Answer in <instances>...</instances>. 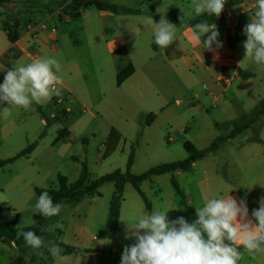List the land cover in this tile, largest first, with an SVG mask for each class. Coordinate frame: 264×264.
Listing matches in <instances>:
<instances>
[{"label": "rangeland", "instance_id": "374dc122", "mask_svg": "<svg viewBox=\"0 0 264 264\" xmlns=\"http://www.w3.org/2000/svg\"><path fill=\"white\" fill-rule=\"evenodd\" d=\"M70 1L38 0L31 4L26 0H13V6L0 7L2 22L17 21L22 33L30 22L44 21L56 30L59 51L54 55L49 51L44 57L57 59L62 65L57 75L74 92V95H60L61 104L55 105L50 100L44 106L34 103V110L12 109L11 117L16 115L18 126L14 138L17 137L23 146H29L27 133L33 131L37 136L36 141L31 143L37 147L32 159L49 149L51 151L52 166L44 189L57 190L59 175L67 178L70 184L75 183L84 163L88 166L91 180L116 170L126 172L132 150L135 157L130 172L133 175H141L160 164L185 160V142H191L199 150L208 148L217 138L248 124L260 101L264 100V65L255 64L252 58H245L243 48L247 39L243 31L247 25L246 19L254 17V14L244 16L238 8L232 9V24L236 27L232 42L239 55L241 71L236 75L232 72L228 77L231 79L229 84L208 81L204 70L199 69L203 60L190 59L195 58L194 51H190L186 68L181 63H169L164 72L149 73V79L158 82L159 86L152 82V91L140 98L132 94L129 82L124 80L119 84L117 76L109 69L108 62L117 54L110 51L106 43L114 38L115 24H106L107 39H100L97 26L101 19L99 10L96 7L89 8L87 12L83 9L80 12L85 11V16L75 18L73 12L66 8L67 5L60 7L62 3ZM139 3L148 12L152 7H167L166 19L172 24L177 21L174 24L178 29L175 34L183 25L194 24L200 17L196 16L191 0H139ZM51 13L53 15L47 19ZM86 25H92V28L86 34H81ZM227 25L225 21L219 23L222 29H226ZM145 33L142 31L143 37ZM124 37L129 45L132 38L135 39L129 32H125ZM176 66L179 72L174 70ZM161 100L166 101L162 104ZM68 107L71 108L69 112L65 111ZM151 114L155 118L149 124L148 116ZM65 129L69 135L63 134ZM4 143L6 147L10 146V140ZM14 154L17 156L18 153ZM30 163L23 157L6 165L5 170L20 171ZM176 179L186 193V205L182 207L177 204L169 178L162 177L155 183L147 180L142 185V191L153 210H169V221L184 217L192 223L198 219L195 207L203 206L209 199L226 198L228 194L238 201L246 199L251 213L253 209H258L259 200L264 197V115ZM114 191L113 183H106L99 189L100 195L95 196L98 199L93 209L101 214L95 215L91 221L97 222L94 227L97 238H105L109 246L114 241L115 232L107 228L106 221L103 225L100 219L109 213ZM133 197L141 201L134 187L127 185L125 198L130 206L128 210L132 207L130 203ZM37 199L35 194L30 205L22 208L19 231L31 226L29 220L33 219V215L29 209ZM177 199L181 201V198ZM140 203L141 209L148 214ZM78 205L63 204L62 210L67 214ZM178 205L184 212L183 216L178 217L173 213L171 207ZM6 213L5 218L16 214L13 208ZM76 216H81V213H76ZM108 218L109 214L107 221ZM56 219H48L47 226L53 225ZM40 236L44 240L43 247L36 250L25 246L26 254L23 253L21 257L26 264H50L48 248L52 243L59 245V232L44 231ZM109 250L112 249L109 247ZM120 261L117 259V263L120 264Z\"/></svg>", "mask_w": 264, "mask_h": 264}, {"label": "crops", "instance_id": "0c3cea01", "mask_svg": "<svg viewBox=\"0 0 264 264\" xmlns=\"http://www.w3.org/2000/svg\"><path fill=\"white\" fill-rule=\"evenodd\" d=\"M37 1L38 0H26V2H29L31 4ZM72 1L73 0H71L70 2L62 3L60 7L69 5ZM94 1L107 5L121 6L127 10L124 14H115L110 11H103L98 9L101 17L100 22L97 23L98 35L100 39H107L108 35L106 34L107 31L105 25L108 23L115 24L113 31L114 38L112 37L106 43L110 51L114 52V54H117V57L113 58L111 62H108L109 69L111 71L113 70V73L117 76L118 80L119 73L124 68L131 65L134 69V72L132 75L126 78L125 82H129L128 84L132 90V94L138 95L140 98L145 97L146 94H149L152 91L151 85H153L152 82L155 81L149 79V73L152 74L153 71H159L160 73L164 72L167 68V64L169 63H181L186 68V61L188 60L187 56L190 51H194L195 57L190 59H194L196 61L200 59L203 60L200 66L201 68L199 69L204 70V74H206L205 76H207L206 78L208 81H219L223 85L229 84L231 82V79L228 77L232 74V72L233 75H236L241 71L239 55L237 53V49L235 48L232 42L236 34V27L232 24L234 22V14L232 12V9L235 7L238 8L239 12L244 16L255 14L257 10V8L251 10H243L241 7L242 4L252 3L253 0H228L230 3L229 10L232 18L230 21H227L225 19L220 21L227 22V28L222 29L219 26L220 22L215 24L219 32L218 40L222 42V47L217 49L215 52H210L206 49H203L202 44L200 46L194 45L188 39L189 29H191L193 25L191 24L189 26L183 25L182 29L179 30V33L175 34L177 40L173 41V43L170 44L166 49H164V52L162 53L160 47L154 42L155 38L153 35L152 26L144 27L142 25V22L147 17H152L155 23H159L161 15L156 11L157 7H152L151 11L148 12L142 8L141 4L139 3V0ZM13 4L14 2L12 0V2L6 5H0V7H11L13 6ZM89 8L85 9L86 12ZM84 12H80L79 18L85 16ZM52 15V13L49 14L47 16V19H50ZM250 22L251 18L248 17L246 19V24ZM6 23H9L11 25H17L19 27L20 38L15 43L10 42L8 39L7 31L2 28V25L5 23L2 22V20L0 19V66H4L6 69L24 66L30 63L36 57H44L45 53L49 51L53 55L59 51V46L57 44V32L52 33L50 30L43 31L38 35V38H36L33 34L29 32L28 24L26 26L25 32L22 33L21 26L17 21ZM173 24H177V21H174ZM137 27H139L141 30L138 33H136ZM91 28L92 25H86L81 31V34H86ZM118 28L120 36L117 37L115 36V32ZM176 30L178 31V29ZM142 31H146L145 37L142 36ZM125 32H129L132 37L133 35L135 37V39L132 38L133 41L130 43V45L124 37ZM208 35L209 34H205L204 37H207ZM54 38L57 39L56 44L53 43ZM213 47L215 48V45ZM204 62L207 64L204 65ZM189 63L190 62L188 61L187 66L189 65ZM224 69L227 70L224 72ZM174 70L179 72L178 66H176ZM139 73H141V75ZM5 74V71H0V84L3 83ZM155 84L159 86L158 82H155ZM60 87L61 95H74L73 90L67 84L63 83V85ZM129 95L131 96V94ZM157 96H160L158 92ZM54 97L56 96L54 95L51 100L53 104L56 105L57 103H55ZM164 99L167 100L168 98L164 97ZM214 99L216 98L214 97ZM166 100H161V103L163 104ZM34 103L35 102H33V104ZM46 103L48 102L38 105L44 106ZM3 107L10 108L11 106L8 105L7 102H0V109H2ZM19 109L20 111L24 110L23 108ZM65 111L69 112L71 111V108L68 107ZM16 120V115L12 117L9 116L8 118H4L2 115H0V158L2 160L14 158L16 157V154L14 153L19 154L28 147L23 146V144H21L20 140L17 137L14 138V135L18 130ZM153 122L154 120L148 123L152 124ZM26 127L27 126H25L24 128ZM63 134L69 135L68 130L65 129ZM36 137L37 136L33 131L30 134L27 133V144L29 143L30 146L32 141H36ZM8 140H10V146L6 147L4 141L7 142ZM49 150L38 158L32 159V156L36 155V147L32 154H30L29 156H24L29 161H31V163L26 168L21 169L20 171L8 170L7 172L5 170V167L0 170V208L2 209V213L0 215V222L6 223L14 221L17 217H19L22 208H25L26 206L30 205V203L33 201V196L36 194V189L45 188L44 182L49 176L50 168L52 166V156L50 153L51 151ZM180 174H182V171H176L170 174L154 176L150 180L155 183L162 177H166L170 179L172 184V180L175 179L180 188L182 189L181 185L176 179L178 176H180ZM143 183L141 184V190ZM126 191L127 186L125 188V193ZM137 194L141 200L140 202H142V206H144V208L146 209L144 200L138 192ZM178 197L179 196L175 192L177 204H180L181 207L183 205L185 206L186 204H182L180 199L178 201ZM97 199L98 198L96 197H92L91 199H84V201L79 203L77 207H75L73 210L68 211L67 214H65V212L61 210V212L57 216H54L57 217V219L56 222L53 223V225L58 223L62 226L55 229L59 232L60 235L58 240L59 246L63 249V251L65 250V247H74L79 250H82V252L71 254H63L62 252V255L68 257V259L65 261L54 259L51 256L50 264H119L117 263V259L119 262V260L122 258L124 247L128 246L127 242L129 246L136 243L134 238H126V236H130V232L125 222H127L129 224V227L131 228L141 216L145 215L144 211L141 209V203L137 201L135 197H133V201L132 203H130L132 207L128 210L130 206L128 205L127 199L125 198L124 194V202L121 206L120 218L116 228L112 230L115 232V236L113 237L114 241H112V245L109 246L107 245L105 238H103V240H99L97 238L94 231V227L97 226V222L96 224L94 222H91L92 218L95 215L98 216L99 214H101V212H98L97 210L93 209V204L96 202ZM180 206L178 205V207H171L173 213L178 217L183 216L184 213L181 210ZM12 208L14 209L16 214L13 217L8 216V218H5L7 217L6 212L8 210H11ZM152 211L153 206L151 212ZM31 213L34 216L33 212ZM76 213H81V216H76ZM108 214L109 213L107 212L106 216H102L100 219V222H102L103 225L105 221L107 222ZM148 214L150 213L148 212ZM249 218H251L250 210ZM25 246H23V252L20 250L19 246L14 240H11L9 238L0 239V264H26V262L21 257L23 253L26 254L24 249ZM109 247L112 250H109ZM239 250L243 253V255L238 264H264V253H256L254 255H249L247 252L244 251L242 247H240Z\"/></svg>", "mask_w": 264, "mask_h": 264}, {"label": "clouds", "instance_id": "9594fccd", "mask_svg": "<svg viewBox=\"0 0 264 264\" xmlns=\"http://www.w3.org/2000/svg\"><path fill=\"white\" fill-rule=\"evenodd\" d=\"M225 3L226 0H192L196 16L207 13L219 17ZM256 6L254 17L243 29L247 37L243 48L245 58H252L255 64L264 65V0H256ZM156 11L161 15L159 23L147 17L142 25L152 26L154 42L163 53L177 40V27L166 19L167 7L163 5ZM139 31L137 27L136 33ZM205 34L209 35L202 39ZM115 36H120L119 28ZM218 36L214 23L201 21L189 29L188 39L196 46L202 44L203 49L215 52L222 47ZM61 70L62 65L52 57H36L27 65L11 69L0 66V71L6 72L0 84V102H7L11 106L0 109V115L8 118L14 107L34 110L33 102L43 104L54 95L60 96L58 86L63 85V79L57 73ZM62 207L61 203H54L52 196L44 191L29 210L50 218L57 216ZM195 209L198 219L192 223L184 217L169 221V210L156 209L141 216L131 228L125 222L130 232L126 238H134L136 243L124 247L121 264H238L243 255L240 247L249 255L264 253V197L259 200V208L252 210L251 218L246 199L238 201L229 194L226 198L209 199ZM29 223L35 225L37 222L30 219ZM59 227L62 226L57 223L41 231L54 232ZM21 236L33 249L44 246L43 238L33 231H18L16 238ZM48 251L54 259H68L62 255L63 249L59 245L52 243Z\"/></svg>", "mask_w": 264, "mask_h": 264}, {"label": "trees", "instance_id": "16d2710c", "mask_svg": "<svg viewBox=\"0 0 264 264\" xmlns=\"http://www.w3.org/2000/svg\"><path fill=\"white\" fill-rule=\"evenodd\" d=\"M10 2H12V0H0V5H6ZM92 6H95L99 10L110 11L115 14H124L127 11L125 8L121 6L107 5L94 0H73L69 5H67V8L73 12V17L79 18L81 10L87 9ZM222 20H223L222 14H220L219 17H216L215 15L209 16L207 13H205L199 17V19L193 24V26L201 21H207L210 24L212 23L216 24ZM2 28L5 31H7L8 39L10 42L15 43L19 40L20 31L17 25H11L7 23V24H3ZM206 38L207 37H202V39H206ZM226 70L227 69H224V72ZM133 72L134 69L131 65L124 68L118 75V83L119 84L122 83L124 80H126V78L132 75ZM263 115H264V100H261L259 105L254 111L253 118L250 120L248 124L241 127H237L227 136H222L217 138L208 148L204 150H199L191 142L188 141L185 142L184 148L187 153V158L185 160L160 164L156 167L151 168L150 170H148L147 172L141 175H133L130 172L131 168L134 165V157H135L134 150H132L128 157L126 172H122L121 170H116L96 180H91L88 166L86 163H84L79 178L75 183L70 184L67 178H65L62 175H59L58 176L59 188L57 190L36 189V194L39 197V195L42 192L47 191L52 196L54 203H61L62 205L63 204L71 205V204H78L87 197L99 196L100 195L99 189L104 184L113 183L115 187V191L110 205L107 228L115 229L120 218L121 206L122 203L124 202L125 188L128 184H131L134 187V189L140 194V196L145 202L147 211L151 213L152 205L141 190V184L143 182L150 180L154 176L170 174L176 171L185 172L191 170V168L194 166L196 162L202 160L211 152L218 150L223 143L234 139L237 134L248 128L250 124L254 123L256 119H258ZM153 120H154V115L152 114L149 115L148 122L150 123ZM0 144H1V140H0ZM35 147L36 144L30 145L25 150L20 152L16 157L11 159L2 160L0 158V170L3 169L6 165L16 161L21 157L29 156L30 154H32ZM172 185L174 187L176 194L181 198V203L186 204L185 193L180 188V186L178 185L175 179L172 180ZM1 213H2V209L0 208V215ZM50 218H45L42 215L34 214L33 220H35L37 223L35 225H31L30 227L25 228L24 231H33L38 236H40L43 232L41 231V229L45 228L47 221ZM18 225H19V217H17L14 221L11 222H6V223L0 222V239L9 238L11 240H14L19 246L20 250L23 251V246L26 245V242L22 236L19 239L16 238V233L18 232ZM77 252H82V250H79L74 247H65L63 254H71Z\"/></svg>", "mask_w": 264, "mask_h": 264}, {"label": "built area", "instance_id": "2783aa9c", "mask_svg": "<svg viewBox=\"0 0 264 264\" xmlns=\"http://www.w3.org/2000/svg\"><path fill=\"white\" fill-rule=\"evenodd\" d=\"M229 6H230V3H229L228 0H226L225 6H224V10L221 13L222 16H223V19H225L227 21H230L231 18H232L231 17V14H230ZM241 7H242L243 10L244 9L245 10H251V9L257 8V6H256V0H253V2L252 3H249V4H242ZM66 8H67V6H66ZM61 14H62V12H61ZM47 30H50L52 33H55L56 32V30L54 28H50L48 26V24L45 23L44 21L38 22V23H36V22H30L29 23V32L31 34H33L34 37H36V38H38V35L41 32L47 31ZM53 43L56 44L57 43V39L54 38ZM54 100H55V103H57V104H60V103L63 102L62 99H60L59 96L58 97L57 96L54 97Z\"/></svg>", "mask_w": 264, "mask_h": 264}]
</instances>
